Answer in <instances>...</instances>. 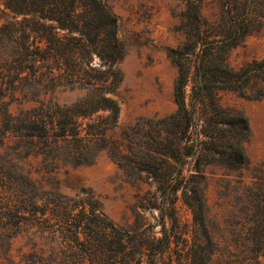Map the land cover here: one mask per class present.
Listing matches in <instances>:
<instances>
[{"label": "trees", "instance_id": "16d2710c", "mask_svg": "<svg viewBox=\"0 0 264 264\" xmlns=\"http://www.w3.org/2000/svg\"><path fill=\"white\" fill-rule=\"evenodd\" d=\"M180 1L184 38L167 49L177 66L176 108L117 135L114 94L126 49L106 0H0V264H233L219 255L210 226L209 167L238 171L243 182L250 164L249 118L222 92L264 97V55L239 67L229 60L232 48L264 28V0ZM58 87L79 94L60 102ZM103 151L133 178L154 179L158 230L119 226L98 200L61 191L62 165L93 163ZM255 176L246 212L264 248V162ZM180 199L191 209L192 232ZM23 225L52 233L59 247L16 255Z\"/></svg>", "mask_w": 264, "mask_h": 264}, {"label": "rangeland", "instance_id": "374dc122", "mask_svg": "<svg viewBox=\"0 0 264 264\" xmlns=\"http://www.w3.org/2000/svg\"><path fill=\"white\" fill-rule=\"evenodd\" d=\"M118 19V36L126 53L120 62L123 80L115 91L121 105L119 124L115 133L144 123L149 118H159L176 108L174 81L177 66L167 53L170 45L184 38L178 13L184 8L180 0H106ZM214 7L205 12L213 15ZM264 55V28L249 34L243 42L231 49L229 60L239 67L248 60ZM94 64L100 59L95 56ZM56 95L60 102L73 101L79 91L58 87ZM225 104H236L246 112L251 135L246 141L250 161L243 170L244 180L238 171L226 173L219 166L209 167L207 196L209 221L220 246L219 255L233 264H262L264 248L256 240V221L252 212H246L250 186L257 180V169L264 162V97L250 98L237 91L222 92ZM19 102L14 100L12 108ZM113 131H110L112 133ZM41 157L35 158L39 159ZM33 161L37 167L38 161ZM213 171V172H211ZM61 191L78 198L98 200L109 219L122 227H136L142 232L144 226L159 229V191L152 177L135 179L125 171L107 151H103L90 164L67 163L59 169ZM178 212L184 228L193 231V217L189 206L180 199ZM141 219L143 226L140 227ZM182 245V237L179 238ZM57 237L38 226L23 225L13 240L14 253L40 250L52 251L59 247Z\"/></svg>", "mask_w": 264, "mask_h": 264}]
</instances>
